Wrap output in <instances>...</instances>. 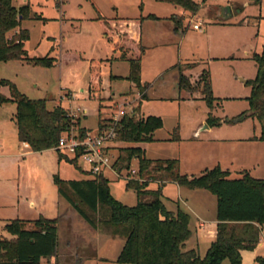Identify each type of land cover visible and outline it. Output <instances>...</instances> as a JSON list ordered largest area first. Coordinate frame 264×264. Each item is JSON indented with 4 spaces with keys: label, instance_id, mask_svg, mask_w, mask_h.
Listing matches in <instances>:
<instances>
[{
    "label": "rangeland",
    "instance_id": "rangeland-1",
    "mask_svg": "<svg viewBox=\"0 0 264 264\" xmlns=\"http://www.w3.org/2000/svg\"><path fill=\"white\" fill-rule=\"evenodd\" d=\"M201 3V0H194ZM18 9L29 7L27 19L20 20V29L27 30L29 39L24 49L29 58H44L46 56L56 59L51 68L34 66L24 62H0V79L13 83L18 91L32 100L45 99L49 106L59 105L68 112L77 108L85 111L86 119L78 114V120L86 128L95 130L99 120L109 122L114 116L117 105L110 98L91 100L87 93V74L89 60H103L101 78L108 81L110 74L123 75L127 72V64L110 66L106 61L112 59V45L103 38V30L97 20V14L110 18L114 8L128 12L138 10L144 4L148 13L165 16L179 8L170 4L155 2L154 0H12ZM204 2V1H202ZM245 0H205L204 5L209 9H199L195 15L185 12L187 20V36L182 52L177 47L169 51H153L147 55L145 65L159 70H177L180 65L183 74L190 78L191 85L205 71L209 72L212 93L220 99L212 110V117L218 119L219 124L211 128L206 125L209 110L202 99H197L199 91L190 92L196 99H187L190 94L177 89L176 73H169V79L158 83L154 87L156 100L147 107L145 115H157L162 120V128L157 130L154 141L144 147L146 156L150 159H176L179 161V173L193 177L200 176L204 171L219 166L222 170L228 168L232 173L230 179H236V173L247 171L255 179L264 178V141L253 140L260 136V126L256 119L248 117L235 122L243 114L249 113L247 98L250 95V86L243 84L240 79L251 81L257 74V68L252 60L254 54H260L264 45V0L260 5L249 3L243 8ZM202 4V3H201ZM228 5L243 8L234 20L235 27L223 30L225 37L215 31V37L224 40L223 51L212 61L200 60L195 55L203 52L204 37L193 30L192 25L201 23L202 29L212 25L213 7H227ZM200 6V4H199ZM212 7V8H211ZM201 8V7H200ZM176 11V12H177ZM208 12V13H207ZM195 16V18H194ZM184 18V17H182ZM193 18V20H189ZM111 25H116L112 23ZM199 30L200 32L202 31ZM16 31V32H15ZM11 32L17 33L18 30ZM198 49V50H197ZM194 53V60H188ZM75 54V55H74ZM75 56H78L75 59ZM224 57V58H223ZM193 62V63H192ZM197 62V63H196ZM178 72V71H176ZM174 74V75H172ZM165 77V76H164ZM194 80V81H193ZM122 87V86H121ZM4 96H9L7 87L1 89ZM70 91V92H68ZM108 94V93H107ZM69 98L71 102H68ZM179 97V98H178ZM62 99V100H61ZM15 105L13 103L0 105V239L11 240V234L5 231V225L12 221H35L39 219L42 211L48 212L58 198L54 178L62 181L75 180L81 177L80 170H86L85 164L78 160L76 166L65 160H58V152L47 150L32 152L27 145L20 144L14 121ZM99 115V116H98ZM80 127V125H79ZM174 128H178L179 141H171ZM110 153L113 159L120 153L121 148L132 147V144L115 141ZM143 144L134 145L143 147ZM131 163L129 171H123L118 179H114L110 171L107 176L110 195L127 206L136 204V196L132 191L125 190L126 180L137 179ZM166 181L165 175H157L159 186ZM157 185V186H158ZM150 188V189H149ZM148 187V190H151ZM156 189V188H155ZM154 189V190H155ZM163 195L177 201L182 208L183 202L188 203L205 222L200 227L198 254L203 257L209 247V235L213 224V206L216 199L207 193L202 197L197 192L194 199L189 198L184 190L178 192L172 185L163 186ZM183 205V206H182ZM185 209V208H184ZM104 208L100 214L91 216L101 219ZM193 220L196 222L195 218ZM201 222H196L199 227ZM3 226V228H2ZM26 225V228H30ZM106 231L112 229L104 226ZM104 245L108 258L116 257L118 243ZM192 242V241H191ZM189 243L187 247H190ZM106 247V248H105ZM241 264H258L257 258H264V227L261 233V245L253 250L241 252ZM221 264H230L223 260Z\"/></svg>",
    "mask_w": 264,
    "mask_h": 264
},
{
    "label": "trees",
    "instance_id": "trees-1",
    "mask_svg": "<svg viewBox=\"0 0 264 264\" xmlns=\"http://www.w3.org/2000/svg\"><path fill=\"white\" fill-rule=\"evenodd\" d=\"M54 1L57 3L59 0ZM154 1L180 7L193 15L200 9L194 0ZM247 1L255 5L261 3V0ZM28 13V6L17 9L12 0H0V62H24L51 68L56 62L55 58H29L24 49L29 35L27 30L20 29V20L27 19ZM96 18L105 38L108 41L116 38L114 48L120 53L118 60L126 61L129 67L125 80L133 83L144 99L146 85L140 83V71L146 49L127 32L112 27L106 18L99 14ZM147 18L156 19L154 16ZM170 19L176 31L186 30L182 17L172 16ZM17 29V33L9 36ZM128 54H132L133 58H127ZM252 60L257 74L253 80L246 82L251 88L247 98L249 113L243 114L235 122L248 117L256 119L260 126V136L253 140L264 141V45L261 53L254 54ZM101 67V60H90L88 63L87 93L91 100L97 102L102 89ZM176 68L179 73L178 89L187 92L198 90L209 110L206 125L210 128L218 125L219 120L212 117L211 111L220 99L213 96L209 72L205 71L191 85L180 65ZM0 87L9 90V97L0 93V105H15L13 121L19 143L26 144L32 152L55 150L59 161L63 159L76 166L78 155L70 158L55 148L64 133L79 126V120L73 122L67 110L59 105L48 109L45 99H29L8 80L0 79ZM105 123V120H99L98 128ZM161 128L162 120L157 115L125 116L118 123L115 141L133 145L152 143L154 133ZM79 132L84 136L87 131L79 127ZM171 141H179L178 128L173 129ZM134 160L137 162V179L126 180L125 184L126 190L135 193L134 206L115 200L109 193V182L103 175L82 181L54 178L57 193L87 224L92 228H96L97 224L108 226L113 235L124 240L116 260L118 264H221L223 260H228L230 264H241V251L253 250L259 244L261 228L264 227V178L254 179L243 172L240 178L230 179L229 173L218 166L204 171L198 177L181 175L178 160L147 159L144 149L138 146L120 149L112 166L119 178L123 171L130 170ZM161 174L165 175L166 181L182 189L202 190L215 197L216 232L203 257L196 250L186 249V243L193 238L189 226L190 217L179 208L169 211L165 207L162 197L164 184L156 190H148L150 182ZM102 208L104 211L101 219L91 217L99 215ZM57 224V219L43 217L35 221H12L5 224V231L13 238L0 239V264H49L48 259L55 254L57 247ZM26 225L31 227L26 228ZM257 263L264 264V258L258 257Z\"/></svg>",
    "mask_w": 264,
    "mask_h": 264
},
{
    "label": "crops",
    "instance_id": "crops-1",
    "mask_svg": "<svg viewBox=\"0 0 264 264\" xmlns=\"http://www.w3.org/2000/svg\"><path fill=\"white\" fill-rule=\"evenodd\" d=\"M245 1L246 3L243 5V8L246 7L249 3H251L247 0ZM201 3H198L200 4L201 10H203V8L209 9L208 7L204 5L205 0H201ZM140 5L138 6V10H136L134 7L130 15H128L129 14L128 12L120 10L115 7L113 15L110 18H106V19L109 20L110 25L112 23L116 24L114 26L111 25L112 27L120 31L127 32L135 41L140 42L141 45L146 49V52L143 55L142 60H141V71H140V83L141 85H146V89L143 92L144 99H142V94H140L138 89H136L135 85L125 80V78H127L128 76L129 67L126 61L118 60L120 53L115 51V48H114V43L116 42V38H113L112 41H108L105 38L104 34H102L103 38L106 39L112 45L113 53H114V55L112 56V59L104 60V61H106L110 66L126 63L127 72L124 73L123 75L110 74L108 77V81H105L102 79L101 92L104 95L103 98H109V99L111 98L114 103H121L123 100H126V99L134 101L135 104H137V109H136L137 116H140V115L146 116L145 112H146L147 107L152 106L153 101L162 100V99H156L155 97L156 90H154V87H156L158 83H162L164 82V80L169 79V77L167 76L169 73L175 72L176 75L174 76V79H176L177 89H178V77H179V73L176 72L178 70L175 71V69L174 70L164 69L162 71L157 69L156 71L153 72L154 68H150V67H147V65H145L147 55L153 51H162V52L169 51V49H172V48L174 49V47H177L178 54L180 51L182 52L181 46L183 45L182 43L184 42L187 36V27L185 25V22L188 17L184 15L185 12L180 7H178L179 8L178 11L176 10L177 12L173 10L165 16L164 15L159 16L157 14L146 12L144 4L142 5L141 8H140ZM243 8H240L238 6H232V5H228L227 7H213L214 12H212V16H211L213 18V22L211 23L212 25H209L205 29L203 28L201 32L199 30L198 31L195 30L197 33L201 34L202 37H204L205 39V43L203 46V52L195 54L198 59L212 61L214 58L216 59L217 56H219L218 53L220 51H223V55H220V56H224V51H225L224 40L219 36L216 38L215 31L216 30L219 31L218 33H220L221 36L225 37L224 32L222 31L224 30L226 34L227 29H231L235 27L236 21L234 23H230L229 20L230 19L234 20L235 16L238 15L240 11L243 10ZM148 16H154L156 19L154 20L149 19L147 18ZM172 16L184 17L183 25L186 28L185 31L175 30L174 23L170 19ZM189 20H193V18ZM11 35L12 34H10L9 36ZM193 56H194V53H191V57L189 56L187 57V59L194 60ZM127 58H133V55L128 54ZM102 68H103V63L101 67V74H102ZM110 77H118L121 79L113 80V79H110ZM187 77L190 80L189 76ZM197 80L198 79H196L195 81ZM241 80L243 79H240V81ZM87 87H88V84H87ZM2 88L3 87H0V93H2L1 92ZM81 92L87 93V89L86 90L81 89ZM188 94H190V92ZM199 95L200 96L197 95L198 97L197 99H202V96L200 93ZM192 96L193 95L190 94L187 99H190V98L196 99L195 97H192ZM47 108L51 109L52 106H49L47 103ZM85 113L86 112L84 111L83 119H86ZM81 121L79 122L80 128H83L86 131H95L98 128V124L95 130L86 128L84 125H82ZM149 144L151 143L143 144L142 145L143 147L141 148L144 149V147H147V145ZM23 145H26V144H23ZM112 147H115V144H113ZM144 151H145V156H146V149H144ZM147 159H150V158H147ZM150 160H153V159H150ZM155 160H171V159H155ZM132 166L137 169V162L135 160L132 162ZM223 171L228 172L229 178H231L230 176H232V173L230 172L228 168H226ZM243 172H247V171L237 172L235 174L236 177L240 178L241 177L240 174ZM80 173H82L80 178L75 179V180H67V181H82V180L93 179V177L90 176L85 170L83 171L80 170ZM247 173L251 176L249 172ZM107 175L108 174L106 172L103 176L108 180V182H110V179L108 178ZM112 175L115 180L119 178V176H117L114 173H112ZM163 184L164 185H162V187L167 186V185L175 186L178 192L180 193L182 190L183 191L185 190L188 193V196L189 198H191V200L194 199L197 195H199L197 194V192L206 193V194H200L202 197H207L206 195L208 193L202 190L190 191V190L182 189L178 187L176 184L169 182V181H166ZM157 185L158 184L156 182H153V183L150 182L148 187H151L152 188L151 190H154L155 188L156 189L159 188V185L158 186ZM126 191H132V190H126ZM162 197H163V203L169 211H175L177 208H179L189 215L190 217L189 226L193 232V238L186 243V249L188 250L193 249L197 251L196 247L198 246V237H199L198 232L200 231V227L203 226L202 224L205 222V219H202L200 217L201 216L200 213H198L192 206H190V204L188 203V199H186L183 202V205L185 208L184 209L181 207L179 203V198L177 199V201H174L166 197L165 195H163V189H162ZM213 207H214L213 208L214 218L210 219L211 223L213 224V229L212 231L208 233L209 244L214 239L215 232H216V221H215L216 204ZM85 212L89 216L91 215L89 211L85 210ZM40 217H43L45 219H57L58 220L57 247L55 250V254L48 259L49 264H118L116 260L124 245V240L121 237L115 236L113 235V233L106 231L105 230L106 228L104 227L105 225L103 224H97L96 228H92L77 214V212L70 206V204L59 194H58L57 200L55 201V204L53 206L52 205L49 206L48 212H46L44 209V211L40 213ZM193 217L195 218L196 222L202 221L199 227L195 225L196 222L193 220ZM262 230H263V227L261 228V233H262ZM116 240H120V242L118 243V253L116 257H113V258L106 257L104 254L105 253L104 247L103 249H101V247L104 245L107 247L110 243H114ZM189 243H192V244L190 247H187ZM260 245H261V238L257 246H260Z\"/></svg>",
    "mask_w": 264,
    "mask_h": 264
},
{
    "label": "built area",
    "instance_id": "built-area-1",
    "mask_svg": "<svg viewBox=\"0 0 264 264\" xmlns=\"http://www.w3.org/2000/svg\"><path fill=\"white\" fill-rule=\"evenodd\" d=\"M192 28L197 31L201 30V23L193 24ZM65 98L70 102L69 98L66 96ZM117 107L111 120L106 122L101 128H97L95 131H87L84 136H81L79 126L72 127L61 136L55 148L70 158L78 155L77 161L80 160L85 164V171L93 178L104 175L108 171L116 174L112 167L115 159L112 158L110 149L117 136L118 123L125 116H137V104L132 100H123ZM78 114L83 115L84 111L81 112L77 108L75 111L71 109L68 112V116L73 122L78 120ZM130 172L133 175L137 174V169L134 168Z\"/></svg>",
    "mask_w": 264,
    "mask_h": 264
},
{
    "label": "water",
    "instance_id": "water-1",
    "mask_svg": "<svg viewBox=\"0 0 264 264\" xmlns=\"http://www.w3.org/2000/svg\"><path fill=\"white\" fill-rule=\"evenodd\" d=\"M241 82H242L243 84H246L247 81H246V80H241Z\"/></svg>",
    "mask_w": 264,
    "mask_h": 264
}]
</instances>
